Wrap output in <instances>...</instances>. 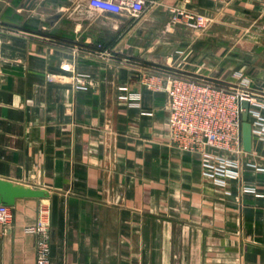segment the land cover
<instances>
[{
    "label": "crops",
    "instance_id": "obj_1",
    "mask_svg": "<svg viewBox=\"0 0 264 264\" xmlns=\"http://www.w3.org/2000/svg\"><path fill=\"white\" fill-rule=\"evenodd\" d=\"M144 1L132 17L0 0V179L49 194L15 201L0 264H35L25 229L43 207L49 264H264L263 105L250 106L240 179L215 181L200 153L171 145L164 90L170 74L240 73L264 96V0ZM171 8L210 26L172 24Z\"/></svg>",
    "mask_w": 264,
    "mask_h": 264
},
{
    "label": "built area",
    "instance_id": "obj_2",
    "mask_svg": "<svg viewBox=\"0 0 264 264\" xmlns=\"http://www.w3.org/2000/svg\"><path fill=\"white\" fill-rule=\"evenodd\" d=\"M90 9L101 13L119 15L128 12L139 17L145 11L144 0H87ZM171 23L182 24L195 31H205L211 19L204 15L171 8ZM100 48V46H98ZM102 56L105 53L102 52ZM236 82L223 84L215 80L187 74L166 76L168 127L171 145L185 151L200 153L203 157V175L212 180H239L243 172L246 153L241 143L243 102L250 106L259 103L264 108V96L248 89L240 73ZM51 79L50 76H47ZM75 88L83 89L84 78L72 76ZM148 86H151L150 83ZM138 93L129 96L137 104ZM264 111V109H262ZM264 135V128L259 131ZM258 171H264L259 168ZM11 220V207L0 205V225ZM25 232L33 237L35 264H49L50 223L49 211L43 207L38 220Z\"/></svg>",
    "mask_w": 264,
    "mask_h": 264
},
{
    "label": "water",
    "instance_id": "obj_3",
    "mask_svg": "<svg viewBox=\"0 0 264 264\" xmlns=\"http://www.w3.org/2000/svg\"><path fill=\"white\" fill-rule=\"evenodd\" d=\"M242 107L244 112L241 117V143L243 151L250 153L252 149V126L248 120L249 104L243 102ZM48 197L49 194L44 189H33L25 185L0 179V205L12 207L17 199H44Z\"/></svg>",
    "mask_w": 264,
    "mask_h": 264
}]
</instances>
